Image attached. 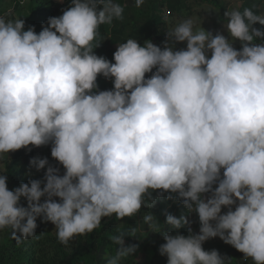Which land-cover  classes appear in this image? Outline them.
Segmentation results:
<instances>
[{"label": "clouds", "instance_id": "clouds-1", "mask_svg": "<svg viewBox=\"0 0 264 264\" xmlns=\"http://www.w3.org/2000/svg\"><path fill=\"white\" fill-rule=\"evenodd\" d=\"M123 13L114 0H71L39 33L0 16V157L50 145L60 166L33 158L42 179L11 190L0 174V230L32 238L40 218L67 246L103 218L135 217L164 196L187 213L165 215L175 234L150 212L143 217L162 235L167 264H228L204 250L212 238L245 264H264V29L253 27L264 26V12L226 10L227 36L187 18L162 45L128 38L109 61L94 53V41ZM98 76L112 88L99 90ZM185 227L187 235L179 232ZM124 236L112 237L119 247L107 264L137 251Z\"/></svg>", "mask_w": 264, "mask_h": 264}, {"label": "trees", "instance_id": "trees-1", "mask_svg": "<svg viewBox=\"0 0 264 264\" xmlns=\"http://www.w3.org/2000/svg\"><path fill=\"white\" fill-rule=\"evenodd\" d=\"M165 1L167 0H144V4L137 8L135 0H114V2L120 3L124 7V18L115 20L112 25L101 26L100 35L94 41V44L99 43L100 46L94 49V53L112 61L115 51L112 50L111 45L124 43L128 38L137 39L141 45L146 40H151L158 46L162 45L165 40V26L162 22L160 23L156 20L157 16L155 13L157 10L159 12L161 8H166L173 13H179L186 4V0H168L167 3ZM200 1L221 9L220 0ZM20 3L21 0H14V5H19ZM70 4L71 0H60L58 2H55V0H28L30 13L24 20L25 30H27L28 26H35V31L39 33L41 25L45 24L49 17H59ZM244 8H253L259 14V9L252 0L243 2L239 9L242 11ZM1 14L2 11L0 10V16ZM220 20H223L222 16ZM257 29H264V26L257 24ZM97 83L99 89H102L99 76ZM4 174L7 175V186L10 190L18 187L20 183L28 182L23 175V169L18 166L17 159H14L6 166ZM164 195L166 196L167 194ZM162 200H165L164 196L157 199L160 203ZM167 202L177 208L184 209L178 201L167 200ZM21 203L23 204L24 201H21ZM151 208L146 209L149 210ZM39 220L40 218L36 221V236L32 238L17 241V239L13 238L10 229L0 230V234L2 232L5 233L2 243H0V264H98L97 254L102 249H108L112 255L118 250L119 246L113 243L112 237L120 232L111 228L112 218L108 221L103 218L100 227L90 234L74 237L67 246L62 245L58 241L56 229L53 237H45ZM41 234L44 238H47L43 241L44 248L41 247ZM162 244L152 247L154 255L149 264H167V258L159 255L158 249ZM228 264L235 263L230 259Z\"/></svg>", "mask_w": 264, "mask_h": 264}, {"label": "rangeland", "instance_id": "rangeland-1", "mask_svg": "<svg viewBox=\"0 0 264 264\" xmlns=\"http://www.w3.org/2000/svg\"><path fill=\"white\" fill-rule=\"evenodd\" d=\"M60 0H55L58 2ZM246 0H220L221 9H217L212 5L207 3H202L200 0H186L185 7L179 13L170 12L166 8H161L158 12L155 13L158 22H162L165 26V34L170 31L177 23L180 21L192 18L195 21V29H199L201 26L206 31H211L213 34L216 32H221L225 36H227V32L223 28L224 23V12L226 10H231L232 8H240L241 4ZM166 3L168 2L165 1ZM255 3L260 12H264V0H252ZM0 10L2 11L1 16H4L6 19L15 20V19H23L29 16L30 10L28 9V0H21L19 5H14V0H0ZM158 14V15H157ZM223 17V20H220V17ZM253 27L257 28V24ZM112 50L116 51L117 44L114 43L111 45ZM237 49H239V42H236L234 45ZM175 48L177 50L186 48V42L176 44ZM100 86L102 89L99 90H110L112 88V81L105 80L103 77H100ZM30 151L21 149L16 152H12L7 156L0 157V174L5 173L6 166L12 162L14 159H17L18 166L23 169L24 177L29 179H42L44 170L37 172L35 168H30L29 161L33 158H48L49 164L60 167L56 161L51 158L50 148L51 146H42L40 148H32ZM61 174L63 173V169L61 167ZM31 173L30 175H26V173ZM152 196L155 197L156 193H152ZM225 211V210H222ZM151 213L158 223L161 225V229L163 232H169L171 234H175V230L170 229L165 225V215L172 214L177 217L181 214H186V209H180L171 203L167 202V200H162L161 203L156 201L155 205L147 210L145 207H142L140 213H138L135 217H125L121 220H117L115 216L106 218V221L112 218V222L110 224L113 230H118L120 233H124V241L125 245L135 244L137 246V251L128 258L121 260L120 264H149L151 258L154 253L152 250L153 246L164 243L162 235L157 232L150 224L146 223L143 220V217L147 213ZM188 219L190 221V226L194 233L199 230V223L197 216L193 213L188 215ZM39 224L43 228V235L45 237H53L55 233L54 225L51 223H41L39 220ZM135 228V234H132V229ZM181 234L187 235V228H182L179 230ZM41 234L42 241L41 247L43 246L44 238ZM5 237V233L2 232L0 234V243H2ZM203 248L205 251L217 250L223 257L227 259H231L235 264H245L243 261V254L236 251L230 245H226L219 238H212L206 241L203 244ZM116 252L110 253L108 249H102L97 255L98 264H106L107 259L115 256ZM247 264H252L249 260Z\"/></svg>", "mask_w": 264, "mask_h": 264}]
</instances>
